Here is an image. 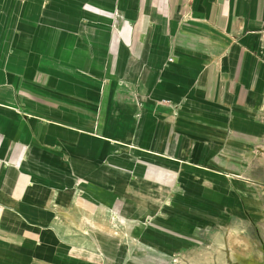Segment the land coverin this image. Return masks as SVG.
<instances>
[{"label":"crops","instance_id":"obj_1","mask_svg":"<svg viewBox=\"0 0 264 264\" xmlns=\"http://www.w3.org/2000/svg\"><path fill=\"white\" fill-rule=\"evenodd\" d=\"M253 230L264 0H0V264H167Z\"/></svg>","mask_w":264,"mask_h":264},{"label":"rangeland","instance_id":"obj_2","mask_svg":"<svg viewBox=\"0 0 264 264\" xmlns=\"http://www.w3.org/2000/svg\"><path fill=\"white\" fill-rule=\"evenodd\" d=\"M229 233L227 232L221 238L224 242L222 248L224 264H252V259H255L258 255L264 257V233L255 230L241 232L234 239L228 240ZM215 240H211L201 247H193L190 250L183 251L167 264H206L204 261L206 255H208L209 264H217L216 262L221 257Z\"/></svg>","mask_w":264,"mask_h":264},{"label":"bare ground","instance_id":"obj_3","mask_svg":"<svg viewBox=\"0 0 264 264\" xmlns=\"http://www.w3.org/2000/svg\"><path fill=\"white\" fill-rule=\"evenodd\" d=\"M215 235V234H214ZM217 235V234H216ZM236 232L235 231H230V233L228 234V240H231V239H234L235 237H236ZM215 238H217V237H215ZM222 238V237H221ZM215 243H216V246H217V248H218V251L220 252V257H221V259L218 261V262H216L217 264H224L225 263V261H224V257H223V252H222V248L224 247V242L221 240V239H216L215 240ZM227 243V242H226ZM231 250V249H230ZM226 256V255H225ZM226 258V257H225ZM208 258H207V261L206 260H204L205 261V263L206 264H209L208 263ZM249 262V261H248ZM228 263V262H227Z\"/></svg>","mask_w":264,"mask_h":264},{"label":"built area","instance_id":"obj_4","mask_svg":"<svg viewBox=\"0 0 264 264\" xmlns=\"http://www.w3.org/2000/svg\"><path fill=\"white\" fill-rule=\"evenodd\" d=\"M169 61H171V58H169Z\"/></svg>","mask_w":264,"mask_h":264}]
</instances>
